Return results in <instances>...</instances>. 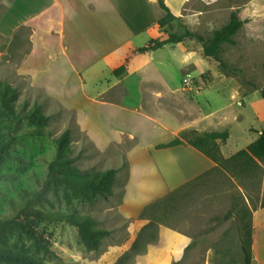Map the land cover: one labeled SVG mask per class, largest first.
Instances as JSON below:
<instances>
[{"label":"rangeland","instance_id":"obj_1","mask_svg":"<svg viewBox=\"0 0 264 264\" xmlns=\"http://www.w3.org/2000/svg\"><path fill=\"white\" fill-rule=\"evenodd\" d=\"M234 12L243 25L233 43L221 47V62L205 57L202 44ZM168 27L167 36L188 30L193 37L178 48H167V66L160 68L158 76L166 81L160 90L166 86L186 99L176 107L177 115L167 118L189 123L204 119L200 126L207 132L227 130L229 139L220 144V151L229 159L256 141L264 128V0H187L179 21ZM33 35L30 25L17 29L11 42L0 33V81L18 91L16 113L21 115L37 104L50 117L45 136L29 134L33 128L26 120L16 125V142L0 166V216L8 214L7 202L19 200L18 193L26 189L39 192L40 209L89 216L95 227L109 230L111 236L94 252L85 247L76 227L40 223L38 230L50 244V253H36L33 241L25 236H13L9 244L41 264H245L241 238L244 226L251 224L253 240L254 212L264 204V160L248 170L234 163L216 166L204 178L158 201L142 218L147 222L144 227L151 221L156 225V241L142 255H128L135 241L130 231L135 223L122 218L118 207L126 180L125 154L134 141L124 139L99 151L79 130L74 110L63 108L32 83L27 70L35 48ZM185 77L196 83L194 91H183ZM67 129L71 131V157L82 173L119 171L112 196L85 203L63 187L47 183L55 141ZM258 220L264 221V212ZM261 229L251 264H264V226ZM182 235L190 238L189 245L176 241Z\"/></svg>","mask_w":264,"mask_h":264},{"label":"crops","instance_id":"obj_2","mask_svg":"<svg viewBox=\"0 0 264 264\" xmlns=\"http://www.w3.org/2000/svg\"><path fill=\"white\" fill-rule=\"evenodd\" d=\"M163 1L174 16H182L187 0ZM164 16L158 0H0V33L10 42L20 27H34L35 48L27 70L32 83L74 110L79 130L99 151L124 139L134 141L125 154L126 180L118 207L122 218L135 223L130 229L134 239L147 224L140 219L146 207L216 167L188 145L157 148L184 130L207 132L200 126L204 119L189 123L167 118L177 115L176 107L186 99L166 86L161 91L166 81L158 75L167 66V48L184 42L138 53L152 40L168 37L169 27L158 26ZM123 65L126 73L115 77L113 71ZM263 212L256 210L253 217L255 255L264 226L258 214ZM176 241L187 246L190 238L182 235Z\"/></svg>","mask_w":264,"mask_h":264},{"label":"trees","instance_id":"obj_3","mask_svg":"<svg viewBox=\"0 0 264 264\" xmlns=\"http://www.w3.org/2000/svg\"><path fill=\"white\" fill-rule=\"evenodd\" d=\"M158 5L165 12V16L158 21L160 28H165L175 21H179V18L173 15L163 0H158ZM242 25L243 22L239 19L237 13H232L229 22L216 31L209 42L202 44L203 55L221 62V47L225 44L233 43V37L237 35ZM191 37H193V34L188 30L183 33H170L164 41L152 40L148 46L140 48L138 53L156 51L166 45L182 43L185 39ZM125 73V65L113 71L115 77H121ZM262 97L264 98V92H262ZM17 99L18 91L7 83L0 81V166L6 152L16 142L15 132L17 124L22 120H26L33 128L29 131V134L45 136V128L50 120V117L41 112L37 104L30 109L24 110L21 115L17 114L14 105ZM228 139L229 132L227 130L199 133L194 129H188L182 131L172 142L166 145H159L157 148L163 149L188 145L204 154L217 167L234 163L248 170L254 162L264 160V128L259 132L256 141L229 159H225L221 154L220 144H225ZM55 147V156L47 169L48 184L63 187L71 192L74 199L85 203H93L98 197L106 198L114 194L113 186L119 171L117 169H108L105 171H94L89 174L82 173L75 165L76 159L71 157V131L69 129L62 132L56 139ZM18 198L19 200L10 199L7 202L8 214L0 216V264H41L34 256L9 244L11 237L20 238L25 236L33 241L36 253H50V244L38 230L40 223H67L76 227L85 247L94 252L99 251L103 240L111 236L109 230L95 227V221L89 216H77L71 213L50 212L40 209L39 202L41 197L37 191L21 189L18 193ZM158 201L146 207L140 215V219L144 218L148 209ZM262 208H264V204L256 210ZM156 230L157 227L152 221L142 228L128 255L134 257L142 255L146 247L156 241ZM243 231L241 249L245 264H251L253 260L251 224L245 225Z\"/></svg>","mask_w":264,"mask_h":264},{"label":"built area","instance_id":"obj_4","mask_svg":"<svg viewBox=\"0 0 264 264\" xmlns=\"http://www.w3.org/2000/svg\"><path fill=\"white\" fill-rule=\"evenodd\" d=\"M182 89L185 92H192L195 90V83L191 78L185 77L182 81Z\"/></svg>","mask_w":264,"mask_h":264}]
</instances>
